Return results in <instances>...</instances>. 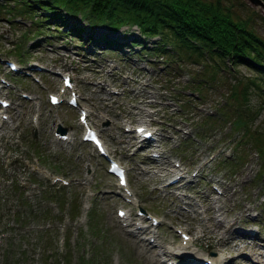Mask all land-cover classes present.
<instances>
[{
	"label": "rangeland",
	"instance_id": "1",
	"mask_svg": "<svg viewBox=\"0 0 264 264\" xmlns=\"http://www.w3.org/2000/svg\"><path fill=\"white\" fill-rule=\"evenodd\" d=\"M264 3V2H263ZM234 4L231 6L235 10L234 13H237L241 19H245L246 16H249L251 28L254 30L258 35L264 38V7L262 5H257L251 2L250 0H234ZM264 5V4H263ZM2 7H0V55L7 53H11L10 51L15 48L14 46H18V50L22 49L27 53L28 56H32L34 58L41 59L43 62L47 63L48 66H54L59 63L60 58L58 57V53L55 54V50H62L63 54L68 55L71 58L78 59V65L76 69V82L78 83L79 88L82 91V102L88 107L92 117L96 121L97 125L100 127H104L105 137L107 142L112 143L114 147L117 148L118 152L122 153L123 148V141L122 136H120V131L118 130L120 115L116 113L118 110H123L125 113L127 111H136L140 110L141 112L144 111L143 108H138L135 105H141L143 107H147L150 112H157L156 114L159 115L158 111L163 112L164 114L170 112L171 108H163L162 103H158L159 100L163 101L164 97L161 95V83L164 86H169L170 84H177V86H194L199 89L201 96L199 99H194L192 97L191 100L193 104H196V108L191 107L188 105L186 110H183L184 113L189 119V123H177V125L185 126L187 128H191V130L195 131L198 135H200L199 139H191L189 138L191 133L187 134V136H183V140L180 141L179 145L173 148L174 152L180 155L183 158L184 162L189 163L195 157L203 158L206 153L212 149V145L216 142V140L224 138L225 136L229 135L233 137L237 142L235 144L236 151L235 157L233 158L234 161H229L227 165L221 164L218 160V164H215V167L220 168L219 173H213L211 167L208 166L205 169V174L199 179V175L196 176L199 186L203 185L205 182V186H207L208 179H213V176H222L228 177V181L225 182V185H231L229 190L232 189V192L225 191L224 200L223 195H221L222 201L224 200V207H228V200L230 196H233L234 204L243 203L245 200L248 201L251 195V191H249L250 187L256 190V194L260 200L262 199V204L260 205V215L261 220L264 223V185L261 181H257L254 179V173L257 170L264 167L262 163V158L264 155L262 152L257 154L256 151H260V139L264 137V101L262 93L259 92L258 87L250 85L249 89L245 93L241 91L242 85L245 81H248L250 77L256 75L260 76L261 79L258 80V84L264 87V73H258L254 68L248 67L242 63L236 62L234 70H227V69H218L215 71V76L211 77L209 73L210 66L209 63L205 62L202 69L200 67V63L196 61H192L191 58L188 57H180V62L177 66L171 60V69L177 68L176 75H163L161 71L156 72L155 69L151 70H144L142 69L139 64L143 59L150 60L152 62L153 55H143V57H126L127 60L123 58H117L118 65L116 70H112L110 74H105L102 71L101 64L103 62L99 60H90V58L84 59L78 51L80 50V41H76L74 38L70 41L68 38L66 39L65 47L62 46L63 44L60 43L63 39V35H59L55 42L51 44H47V40L40 39L41 34L36 37H28L29 33H26V30L18 24H8L7 21L4 19L7 16V13L10 14L9 11L2 12ZM9 16V15H8ZM127 26V25H126ZM45 28V26L43 27ZM96 30L99 33L106 32V27L104 25H96ZM128 29L134 33L136 32V27L134 25L127 26ZM23 33L26 36H23ZM84 33V32H82ZM13 36L12 38L17 37V41L14 45L9 42V37ZM78 48V51H74ZM52 57V58H50ZM111 58H115L112 54H108L105 56H100V60H108ZM21 59V58H20ZM164 59V58H163ZM204 61V60H203ZM161 62V58L158 57L156 64ZM226 62V61H225ZM228 63V62H226ZM229 65V63H228ZM189 73V82L192 81L196 75L203 74L208 79L206 82L201 83L200 85H194L193 83L184 82L183 78L180 76L181 73ZM169 68V69H170ZM121 73L126 72L127 76L122 77ZM167 74H172V71H168ZM106 75L108 84H105L103 87L100 88L98 86V78L100 76ZM45 75H42L44 78ZM48 76V72H47ZM143 76L145 78L138 81V78ZM258 79V78H257ZM34 87V89L39 90L35 85L29 83ZM17 85V84H16ZM110 86L118 87L119 91L117 93H110L107 91V88ZM6 90V89H5ZM3 90V91H5ZM41 91V90H40ZM43 92V91H41ZM264 92V91H262ZM1 93V92H0ZM233 93H235L233 95ZM10 95L13 97L16 96V92L14 88L11 89L9 92ZM182 98L181 96H177ZM222 97H225L227 100V104H222L221 110H225V113L222 114L220 111L215 115L216 118H209L204 116L205 112L209 111L210 109H214L217 105V102L220 104L222 101ZM27 101L20 100V105L17 108V112H13L15 116L14 119H19L20 124L23 126L26 122V114L29 108V103ZM39 103H40V110L41 114L39 116V121L44 118L45 113L48 112L51 108L45 105L43 96L39 95ZM245 104L247 107H245ZM244 107L246 112V117L244 118V122L239 124H232L231 120L234 118V114L238 111H242ZM247 108V109H246ZM58 109V108H57ZM54 110V109H53ZM124 113V114H125ZM181 116L183 117V114ZM156 114L151 117H155ZM178 114V113H176ZM173 114L172 116H175ZM59 115L63 118L65 124L70 122V119L73 115L72 111H67V109H62L59 111ZM24 122V123H23ZM50 123L49 116H47V120L44 123V132L42 136H34L33 139L30 140V144L35 148V150H39V153L43 156L53 155L54 157L51 158L56 163H59V169L69 174L80 173L81 167V159L76 157L74 154L79 150L77 146L68 147L63 146L59 142H51L46 140V136H48V129L46 124ZM231 123V124H230ZM230 126V127H229ZM243 126H245L243 130ZM233 127V128H231ZM24 131L26 134L22 139V143L24 144L28 138H30V134L28 129L25 128ZM243 131V132H242ZM176 136L173 137L174 140H177L179 136V132H176ZM46 135V136H45ZM242 136V139L239 138ZM188 138V139H185ZM19 146V145H18ZM20 147V146H19ZM145 155L141 150H137L135 155L130 157L128 160L134 164L133 168L129 172V176L131 181H133V186L135 190L139 191L141 194V200L144 205H146L150 210L158 212L161 210L162 205L169 206L168 208V215L171 220H184V217L189 218V212L183 214V208L187 206V204H180L177 205V201H180L179 198H174L172 193H165V196L157 197L156 199H148V197L144 193V182L141 184L135 183V179L139 178L142 174H138L137 170H140V167L146 164ZM125 158V157H124ZM215 162V163H216ZM98 163H95V167L97 169V174L95 176V180H98V177L101 174L99 167L97 166ZM245 169L248 170V173L251 176V179L246 184H241L238 180L239 174L245 173ZM25 172V171H24ZM0 174L1 175H13L12 171L8 170V167L3 168L0 165ZM30 176V180L34 182L33 176L39 178V181L43 180V176L37 173H30L25 175L24 178L27 179V176ZM102 183V182H101ZM196 183V182H195ZM150 182L148 183V185ZM9 187V186H7ZM13 193H16L17 190L15 186H12ZM20 194L21 191H19ZM169 194V195H168ZM231 194V195H230ZM24 195V194H23ZM18 196V194H16ZM79 194L75 196L73 202L77 201ZM31 194L27 195V198H32ZM190 199V198H189ZM188 199V201H189ZM25 199H20L18 202H24ZM93 211L91 214V226L93 228V233L97 234L96 238L98 239L100 236L102 239V244L93 245L92 248V257L88 259L91 261L89 264H102L108 261V254L111 250L117 249L119 254L116 258V264H154L155 262L152 261L150 258V254L138 243L134 242L133 239L125 236L116 226L114 220L112 219V210L111 206L109 205V198L101 199V198H94L93 199ZM191 206L189 209L191 213H194V200L190 199ZM183 202V201H182ZM189 204V203H188ZM154 207V208H153ZM21 209V208H19ZM236 210V209H235ZM23 211V210H21ZM232 213V211H231ZM229 213V214H231ZM236 211L233 212L234 215ZM185 215V216H184ZM223 216H227V212L224 213ZM54 217V216H52ZM51 217V218H52ZM237 217V215H236ZM50 218V219H51ZM9 216L1 217L0 221L6 224ZM184 222V221H183ZM88 222L83 224V228H81L82 233L78 236L83 235V240L88 241V238L93 235L91 230L87 227ZM185 223V222H184ZM195 223L193 221L190 225ZM248 223V222H247ZM66 225V224H65ZM189 225V224H188ZM90 226V228H91ZM62 226L59 225L58 222L53 221L50 228L44 229L41 232L37 231L35 233H28L25 235L26 237V247L21 248L18 246V242H16V230L11 228H0L3 232V235L0 237V264H21L24 261V264H28V260L26 257L29 258V263H33V258L38 256L42 253V257L44 256L45 249L52 248L53 244L55 246L61 247L60 242L57 238L61 235L58 229ZM229 227L228 236H231L230 243H223L225 249L231 250L234 253V260L231 264H239V263H249L248 258H243L239 254L240 250H245L248 254L249 251L255 248L259 250L260 256L264 257V248H258V242L255 241L252 243V239L250 237L244 236L239 232H234ZM220 231H224V227L220 226ZM233 235V236H232ZM99 236V237H98ZM243 238H242V237ZM259 236H262L260 239H264V236L260 233ZM22 237V236H19ZM88 237V238H87ZM15 239V240H14ZM98 242V240H97ZM252 243L249 246V243ZM6 243V245H5ZM20 243V242H19ZM5 247V249H2ZM81 248V247H80ZM3 250V254H1ZM77 242L75 244H70V253L75 254L78 256V263L76 264H83V254L78 253L77 251ZM83 251L85 255H89L90 249L87 248V245H83ZM53 255L51 264H62L59 261V258L62 259L63 255L61 253H51ZM43 259V260H42ZM23 260V261H22ZM41 264L45 260V256L39 259ZM46 263V261H44ZM72 264V263H71ZM111 264H114L111 262Z\"/></svg>",
	"mask_w": 264,
	"mask_h": 264
},
{
	"label": "trees",
	"instance_id": "2",
	"mask_svg": "<svg viewBox=\"0 0 264 264\" xmlns=\"http://www.w3.org/2000/svg\"><path fill=\"white\" fill-rule=\"evenodd\" d=\"M15 1L16 11L34 13L33 5H28L27 0ZM34 1L36 4L45 3L44 8L50 12L48 18L51 22L46 20L47 16H41L31 25L33 34L40 35L43 32L44 38L62 32L54 15H60V10H63L71 15H78L88 24L104 25L109 31L133 24L137 27L139 36L133 35L129 39L130 43H142V37L155 34L159 40L151 48L153 51L167 52L164 43L170 42L172 48L167 54L175 63L180 61L181 56L193 61L204 60V63L212 65L209 69L211 77L215 76V71L219 68L234 70L236 62L252 67L258 73H264V38L252 30L249 16L241 19L234 13L235 10L231 8L236 5L234 0ZM50 23L53 24L49 26ZM258 75L245 81L240 92L246 93L252 85L258 87L264 100V87L262 90V86L258 84L261 79ZM201 82L198 81L197 84ZM246 115V112L236 113L235 124L244 122ZM244 128L245 126L243 130Z\"/></svg>",
	"mask_w": 264,
	"mask_h": 264
},
{
	"label": "water",
	"instance_id": "3",
	"mask_svg": "<svg viewBox=\"0 0 264 264\" xmlns=\"http://www.w3.org/2000/svg\"><path fill=\"white\" fill-rule=\"evenodd\" d=\"M251 2H253L254 4H257V5H262L264 7V3L262 0H250Z\"/></svg>",
	"mask_w": 264,
	"mask_h": 264
},
{
	"label": "snow or ice",
	"instance_id": "4",
	"mask_svg": "<svg viewBox=\"0 0 264 264\" xmlns=\"http://www.w3.org/2000/svg\"><path fill=\"white\" fill-rule=\"evenodd\" d=\"M121 183H124V180H123V177L121 176V181H120ZM121 215L123 216L124 214L123 213H121Z\"/></svg>",
	"mask_w": 264,
	"mask_h": 264
},
{
	"label": "bare ground",
	"instance_id": "5",
	"mask_svg": "<svg viewBox=\"0 0 264 264\" xmlns=\"http://www.w3.org/2000/svg\"><path fill=\"white\" fill-rule=\"evenodd\" d=\"M144 250V249H143Z\"/></svg>",
	"mask_w": 264,
	"mask_h": 264
}]
</instances>
